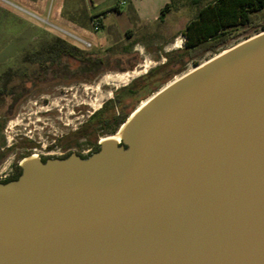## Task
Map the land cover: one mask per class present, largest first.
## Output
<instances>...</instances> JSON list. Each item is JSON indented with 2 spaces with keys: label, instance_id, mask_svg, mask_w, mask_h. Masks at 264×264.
Here are the masks:
<instances>
[{
  "label": "water",
  "instance_id": "obj_1",
  "mask_svg": "<svg viewBox=\"0 0 264 264\" xmlns=\"http://www.w3.org/2000/svg\"><path fill=\"white\" fill-rule=\"evenodd\" d=\"M194 68L126 147L0 183V264H264V30Z\"/></svg>",
  "mask_w": 264,
  "mask_h": 264
},
{
  "label": "rangeland",
  "instance_id": "obj_2",
  "mask_svg": "<svg viewBox=\"0 0 264 264\" xmlns=\"http://www.w3.org/2000/svg\"><path fill=\"white\" fill-rule=\"evenodd\" d=\"M93 3L97 5L93 7L91 0H0V82L6 84L0 94V179L10 174L11 164L17 161L93 148L83 146L84 139L98 133L101 143L109 136L101 133L100 121L116 114L119 107L113 102L130 85L140 81L150 91L139 101L125 98L124 104L131 103L132 109L126 119L172 80L260 32L241 28L214 51L190 60L181 33L204 2L173 0L164 18L159 17V0ZM102 8L107 9L103 23L94 29L88 14ZM154 15L158 16L153 20ZM33 32L35 41L30 39ZM54 36L103 62L86 64L69 57L49 67L23 62L31 49ZM125 72L132 76L125 77ZM12 76L27 77L21 97L19 87L16 95L6 96L10 86L20 82ZM21 151L27 153L22 159Z\"/></svg>",
  "mask_w": 264,
  "mask_h": 264
},
{
  "label": "trees",
  "instance_id": "obj_3",
  "mask_svg": "<svg viewBox=\"0 0 264 264\" xmlns=\"http://www.w3.org/2000/svg\"><path fill=\"white\" fill-rule=\"evenodd\" d=\"M192 4L204 2L197 10L196 16L191 19L181 33L184 36V48L188 59H193L197 55L214 51L220 45L229 41L239 33L241 28L246 30H264V0H190ZM173 0H169L159 12V17L164 18L170 9ZM90 19H97L99 26L102 25L100 14L90 16ZM36 33H32L30 39L35 41ZM30 52V53H29ZM22 58L23 62L36 63L41 67H49L58 62L62 57H69L80 63L98 64L103 62V58H91L76 45L70 44L60 36H54L44 41L36 49H31ZM181 60L184 56L180 55ZM144 78V77H143ZM141 78V79H143ZM140 82V81H139ZM139 82L126 88L125 93L116 96L114 106L119 107L116 114L104 118L100 121L101 133L113 135L117 128L125 122L132 111L128 104H124L125 98L139 101L146 97L150 91L145 84ZM68 156L54 157L65 159ZM53 158V157H52ZM49 157H42L41 162H45ZM21 172L11 178L0 180L6 183L16 180Z\"/></svg>",
  "mask_w": 264,
  "mask_h": 264
},
{
  "label": "flooded vegetation",
  "instance_id": "obj_4",
  "mask_svg": "<svg viewBox=\"0 0 264 264\" xmlns=\"http://www.w3.org/2000/svg\"><path fill=\"white\" fill-rule=\"evenodd\" d=\"M16 77H19L20 82L18 84H12L10 86L11 88L9 89V92L10 93H8V95H6V96L13 97V95H16L17 94L16 92L18 90V87H19V91H20V95H19L20 97L26 91V88H27V77L26 76H12V78H16ZM3 85H6L5 84V81H4V84H2L0 82V94L3 93V90H4L3 89ZM4 97H5V95H4ZM19 98H17L15 100V102H17L19 100ZM112 136L113 135L108 136L106 139L112 138ZM89 137H90V134H87V139H84L85 141H87V143L84 144L83 146H86V145L91 144L94 147L93 148H88L87 150H82L84 152H80V151L79 152L78 151L77 152H69V151H67V152H63L59 156H47V155L46 156H38L36 154L35 155L40 160H41L42 157H49V158H52L53 157L54 158V157H61V156H69L71 154H75V155H77V156H79L81 158H87L90 155H92L93 153L97 152L99 150V148H100V142L98 141V139H99L100 136L98 135V133L97 134H93L92 135V138H89ZM120 140H121V138H119L116 141L119 142V145H123L124 147H126V145L123 144L122 141L120 142ZM19 154L21 155V159L24 158L27 155V153L26 152H23V151H21ZM20 172H22V163L19 162V161L14 162L10 166V174H8L7 177H5L4 179H8V178L14 177V176L18 175ZM4 179H0V180H4Z\"/></svg>",
  "mask_w": 264,
  "mask_h": 264
},
{
  "label": "bare ground",
  "instance_id": "obj_5",
  "mask_svg": "<svg viewBox=\"0 0 264 264\" xmlns=\"http://www.w3.org/2000/svg\"><path fill=\"white\" fill-rule=\"evenodd\" d=\"M176 45V44H175ZM228 51V50H227ZM227 51H223V52H221V53H219L218 55H215L214 57H212L211 59H209V60H212L213 58H216L217 56H219V55H221V54H224L225 52H227ZM209 60L208 61H205L204 63H202L201 65H199V66H202L203 64H206L207 62H209ZM144 66V65H143ZM193 70H195V68L193 69ZM193 70H191V71H189L188 73H190V72H192ZM130 72V71H129ZM129 72H125L124 73V76L126 77V76H128V77H130V76H132ZM188 73H186V74H188ZM186 74H183L182 76H180V77H178V78H176V79H174V80H172L171 82H169L167 85H165L160 91H158L156 94H154L153 96H151L150 98H148L147 100H145L144 102H142V104L141 105H139V107L137 108V110L129 117V118H131L132 116H134V114L138 111V110H140L143 106H145L152 98H154L157 94H159L160 92H162L163 90H165L167 87H169L170 85H172L174 82H176L177 80H179L180 78H182L183 76H185ZM123 76V75H122ZM125 124H123V125H121L120 126V128H119V130L112 136V138H109L110 140H113L114 142H117L116 140H118L119 138H121V134H122V128H123V126H124Z\"/></svg>",
  "mask_w": 264,
  "mask_h": 264
},
{
  "label": "crops",
  "instance_id": "obj_6",
  "mask_svg": "<svg viewBox=\"0 0 264 264\" xmlns=\"http://www.w3.org/2000/svg\"><path fill=\"white\" fill-rule=\"evenodd\" d=\"M101 0H91V3H92V6L93 7H95L96 5H97V3H93V2H100ZM161 3H160V5H158V6H160L159 8L161 9L166 3H168L169 2V0H159ZM91 5V4H90ZM116 10H119V8H120V6L118 5V4H116L115 5V7H114ZM160 9H159V12H160ZM104 10H107V9H98L97 11H90V13L88 14L89 15V17L90 16H92V15H97V14H100V18H101V22H102V15L104 14ZM132 11V13H133V15L135 16V17H137V14H136V10H131ZM107 12V11H106ZM157 16L158 15H154V17H153V20L154 19H156L157 18ZM103 23V22H102ZM126 31V30H125ZM124 31V32H125Z\"/></svg>",
  "mask_w": 264,
  "mask_h": 264
},
{
  "label": "built area",
  "instance_id": "obj_7",
  "mask_svg": "<svg viewBox=\"0 0 264 264\" xmlns=\"http://www.w3.org/2000/svg\"><path fill=\"white\" fill-rule=\"evenodd\" d=\"M91 23H92L94 29H98V27H99V21H98L97 19H93V20H91ZM82 42H83L85 45H89V43L86 42V41H82Z\"/></svg>",
  "mask_w": 264,
  "mask_h": 264
}]
</instances>
